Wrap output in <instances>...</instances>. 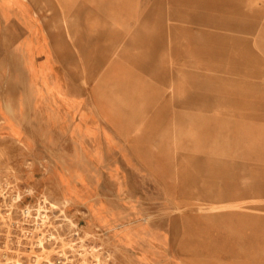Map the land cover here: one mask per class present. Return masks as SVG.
<instances>
[{"label":"rangeland","instance_id":"obj_1","mask_svg":"<svg viewBox=\"0 0 264 264\" xmlns=\"http://www.w3.org/2000/svg\"><path fill=\"white\" fill-rule=\"evenodd\" d=\"M43 226L75 264H264V0H0V264L52 261Z\"/></svg>","mask_w":264,"mask_h":264},{"label":"built area","instance_id":"obj_2","mask_svg":"<svg viewBox=\"0 0 264 264\" xmlns=\"http://www.w3.org/2000/svg\"><path fill=\"white\" fill-rule=\"evenodd\" d=\"M46 212L48 211L47 210L38 211L37 209L35 210L34 208L30 206L28 207L25 205L19 210V216H20V219H22L25 222L27 221L40 222L46 218L45 217ZM48 229L49 227L43 226V231L40 233H37V235L39 234L38 238H40L42 244L43 243L48 244L49 247L52 250H54L55 258L52 261H42L41 264H75L76 263L75 261L80 258L78 251H76L78 247V243H79V241L76 240V237H77L76 235H78L77 232L75 231L72 234V239H71L72 241H70V247H68L67 249H61L57 241H55L53 234L51 233L52 230L50 229V231L46 232V230ZM33 232L34 231L32 232L27 231L25 235L27 237L32 236L34 238L35 236ZM73 237H74V240H73ZM37 242L38 241H36L35 243Z\"/></svg>","mask_w":264,"mask_h":264},{"label":"bare ground","instance_id":"obj_3","mask_svg":"<svg viewBox=\"0 0 264 264\" xmlns=\"http://www.w3.org/2000/svg\"><path fill=\"white\" fill-rule=\"evenodd\" d=\"M68 223H69V225L73 226V222L72 221L71 222L69 221ZM39 243H41V241ZM97 261H98V259H97Z\"/></svg>","mask_w":264,"mask_h":264},{"label":"crops","instance_id":"obj_4","mask_svg":"<svg viewBox=\"0 0 264 264\" xmlns=\"http://www.w3.org/2000/svg\"><path fill=\"white\" fill-rule=\"evenodd\" d=\"M63 199H64L65 201H67V198H66V197H64Z\"/></svg>","mask_w":264,"mask_h":264}]
</instances>
